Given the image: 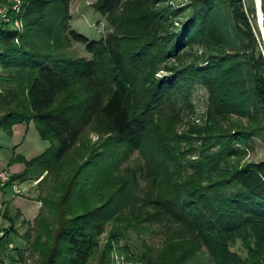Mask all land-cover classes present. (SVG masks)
Returning <instances> with one entry per match:
<instances>
[{"label":"trees","instance_id":"trees-1","mask_svg":"<svg viewBox=\"0 0 264 264\" xmlns=\"http://www.w3.org/2000/svg\"><path fill=\"white\" fill-rule=\"evenodd\" d=\"M173 1L96 0L110 31L91 40L69 28L70 0L17 14L0 0V130L34 123L50 143L5 185L38 182L35 264H264V159H247L264 143L253 0Z\"/></svg>","mask_w":264,"mask_h":264},{"label":"rangeland","instance_id":"rangeland-1","mask_svg":"<svg viewBox=\"0 0 264 264\" xmlns=\"http://www.w3.org/2000/svg\"><path fill=\"white\" fill-rule=\"evenodd\" d=\"M9 3H13L12 8L16 2V0H8ZM21 2V0H18ZM96 0H70L69 3V10H70V20L68 22L69 28L75 30L81 35H84L88 39L91 40H99L103 38L104 35H106L110 31V26L104 19V17L99 13L95 12L92 9V4ZM247 4V6L251 5L252 0H244ZM189 0H174L172 4L175 6L177 4H187ZM256 15L253 18L252 16L251 21L252 24L255 26V34L258 39L260 40V49L263 53L264 57V22L260 21V11L258 9L257 3L260 4L261 8V1L258 0L256 3L253 0ZM7 7L0 8V10H3V14H0V16H4ZM262 11V10H261ZM16 14L19 11H15ZM261 15L263 16V13L261 12ZM18 24V28H20V22L15 21ZM72 49L78 54L79 56L89 58L90 56L85 52L84 48L78 44H73ZM192 101L195 106V110L197 112V117H195L198 121L200 120L199 116L204 113L207 107V93L206 91L201 87H196L193 90V96ZM93 137V140H95V135H91ZM50 146V143L46 140L41 139L39 136V133L36 129V126L34 123H30L28 126L25 125H18L14 126L13 131L11 134H8L7 132L0 130V171H6L9 175H11L16 170L24 169V164L19 159H23L26 161H29L35 157H38L39 155L43 154ZM18 157L17 162H14V159ZM248 161L253 160L256 162H259L264 159V143L257 140L254 149L248 152L247 156ZM13 166V167H12ZM12 167V168H10ZM9 168V169H8ZM12 176V175H11ZM19 183V182H18ZM38 182L30 183L26 182V184L19 185L17 188L22 193L21 195H17L15 192V188L10 186H3L1 187V191L3 194L0 193V202L3 199V202L5 205L2 208V212L0 216V222H8L4 217V211L7 208V205L9 206V210H15V215L17 212H21L23 214H27V211H30V214L27 215V217H31L35 212L37 214L40 211L41 204L37 203L34 200H31L29 196H33L37 198V192L34 193L29 192V188L35 190L37 187ZM15 192V193H14ZM25 197V198H24ZM27 197V198H26ZM29 198V199H28ZM14 199V201H13ZM25 218V222L22 226L24 229V233L21 236V239L23 242H18L16 240V237L13 236V233L11 231L8 233V236H10V240L7 242V248L9 246V249H6V252L3 251L4 259L5 255L6 257L13 258L15 255L17 256V249H20L21 246L24 245V254H23V264H35L37 261V255L33 254L27 248L29 249V246L27 245L26 237L32 238L34 236V220L36 216L33 218L31 217ZM14 224L16 223V220H12ZM11 223L8 222V228L10 227ZM22 232V229L20 230ZM20 232V235L22 234ZM19 234V232H18ZM17 236V235H15ZM19 237V236H17ZM149 245H151L154 248L160 247L163 241L162 235H149L145 236L143 238ZM14 241V243L12 242ZM6 243V241L4 242ZM8 243H10L8 245ZM12 243V244H11ZM23 243V245H22ZM122 244H125V242H122ZM131 248V253L140 256L143 252L142 243L141 240L137 239L135 236H132L130 239V242L128 243ZM239 245V244H238ZM237 245V246H238ZM2 249V247H1ZM237 251L242 253L240 249L237 248ZM7 264H11L10 261H7ZM14 264V263H12ZM16 264V263H15Z\"/></svg>","mask_w":264,"mask_h":264},{"label":"crops","instance_id":"crops-1","mask_svg":"<svg viewBox=\"0 0 264 264\" xmlns=\"http://www.w3.org/2000/svg\"><path fill=\"white\" fill-rule=\"evenodd\" d=\"M13 167V166H12ZM12 167H10V168H12ZM9 169V168H8ZM23 169L21 168V170H16V171H14L11 175L13 176L14 174H17V173H20L21 171H22ZM24 185V184H26V183H19V185ZM29 184H30V182H29ZM10 186V185H9ZM1 187H0V193L1 194H3V192L1 191ZM31 190V188H29V192H32V190ZM15 193V192H14ZM25 198V197H24ZM27 198V197H26ZM29 199V198H28ZM13 201H14V199H13ZM35 201V200H34ZM36 202V201H35ZM37 203V202H36ZM4 204V202H3V199L1 200V202H0V216H2L1 215V212H2V208L5 206V205H3ZM9 206L10 205H7V208L5 209V211H4V217H5V219H6V215H7V221L9 222V220H16V223H15V226H14V229L15 230H13V231H11V233H13V236L14 237H16V240L18 241V242H23V240L21 239V236L23 235V233H24V229L22 228V226H23V224H24V221H25V218H29V217H27V215H29L30 214V211H27V214L25 213V214H23V213H21V212H17L16 213V215H15V210H9ZM36 213V212H35ZM33 214L31 217H35L37 214ZM30 217V218H31ZM29 218V219H30ZM8 222H0V264H7V261H10L11 262V264L12 263H16V264H20V261H21V259L19 258V254H18V252L20 251V250H22L23 248H24V245H23V243H22V245L23 246H21L20 247V249H17L16 251H17V256L15 255L13 258H8V257H6V255H5V258L6 259H4V255H2V254H4L3 253V251H5L6 252V249L8 250L9 249V246H8V248H7V242L10 240V236H8V233L10 232H8L7 233V230L9 229L8 228ZM22 229V232L20 231ZM18 232H19V234H18ZM20 232L22 233L21 235H20ZM15 235H17V236H19V237H17V236H15ZM6 241V243H4ZM13 243H14V241H12ZM10 243H8V245H9ZM12 244V243H11ZM1 247H2V249H1Z\"/></svg>","mask_w":264,"mask_h":264},{"label":"built area","instance_id":"built-area-1","mask_svg":"<svg viewBox=\"0 0 264 264\" xmlns=\"http://www.w3.org/2000/svg\"><path fill=\"white\" fill-rule=\"evenodd\" d=\"M257 3V0H254ZM20 4L21 2H19L18 0H16L13 9L15 11H20ZM0 14H3V10H0ZM5 16V15H4ZM3 16V17H4ZM260 21H263V17L261 15L260 12V17H259ZM16 26H18V24L16 23ZM11 180V175L8 174V172L6 171H0V187L5 186L6 184L10 183ZM11 185L15 188V192L17 195H21L22 193L20 192V190L17 188L19 186L18 182H12Z\"/></svg>","mask_w":264,"mask_h":264},{"label":"bare ground","instance_id":"bare-ground-1","mask_svg":"<svg viewBox=\"0 0 264 264\" xmlns=\"http://www.w3.org/2000/svg\"><path fill=\"white\" fill-rule=\"evenodd\" d=\"M257 2H258V0H257ZM257 5H258V9H259V11L262 12V11H261V8H260V4L257 3Z\"/></svg>","mask_w":264,"mask_h":264}]
</instances>
